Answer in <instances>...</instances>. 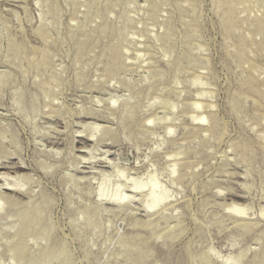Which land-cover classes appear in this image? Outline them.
<instances>
[{
    "label": "rangeland",
    "instance_id": "rangeland-1",
    "mask_svg": "<svg viewBox=\"0 0 264 264\" xmlns=\"http://www.w3.org/2000/svg\"><path fill=\"white\" fill-rule=\"evenodd\" d=\"M128 1L87 17L80 0H0V264H39L46 242L21 261L13 229L29 199L68 258L44 264H264V52L249 1L237 23L220 0ZM41 21L48 51L9 49L10 35L41 45ZM149 174L167 218L145 227L149 188L131 186ZM103 178L128 206L98 196Z\"/></svg>",
    "mask_w": 264,
    "mask_h": 264
},
{
    "label": "bare ground",
    "instance_id": "bare-ground-1",
    "mask_svg": "<svg viewBox=\"0 0 264 264\" xmlns=\"http://www.w3.org/2000/svg\"><path fill=\"white\" fill-rule=\"evenodd\" d=\"M70 3H72V5L77 6L79 0H68ZM82 5L86 8L87 12H85V16L87 17H91L92 16H96L98 14H100V11L103 9V7L106 9V13H110L111 7L113 6L112 0H80ZM147 3H151L152 1H157V0H146ZM188 2V0H185ZM196 1V0H195ZM214 3L217 4L218 0H213ZM244 1L246 0H220V4H217L218 10L221 11L224 14L225 20L229 21L230 23H234L238 21V19H240L241 15L239 12V7L241 6V4L244 3ZM249 1V5H251L249 7V9H247L248 15L247 18L248 19H252V23L250 26V29L252 30V33L254 34V36L256 37H260V47L262 49V51L264 52V0H256L255 3H252L251 0ZM118 2V1H117ZM120 2V1H119ZM118 2V3H119ZM128 2H133L132 0L128 1ZM212 2V1H211ZM124 7L128 5H130L129 3H123L120 2ZM126 4V5H125ZM135 4V3H133ZM187 5V4H186ZM196 5V4H195ZM248 6V4H246ZM147 6V5H145ZM185 7V4L183 5ZM216 6V5H214ZM160 7V6H159ZM146 8V7H145ZM75 9V7H74ZM79 9V8H78ZM148 10V9H147ZM153 10V9H152ZM151 10V11H152ZM260 11L261 13H257ZM190 11V10H187ZM217 11V10H216ZM246 11V10H245ZM184 12V11H183ZM243 12V11H242ZM145 13V12H144ZM31 14V13H30ZM58 14V10L56 8H49L48 12H47V16L51 17V18H56ZM219 14V13H218ZM221 15V14H220ZM223 16V15H222ZM244 16V15H243ZM32 17V16H31ZM176 18V17H175ZM92 19V18H91ZM95 19V18H94ZM247 19V20H248ZM176 20V19H175ZM237 20V21H236ZM112 21V20H111ZM6 22V21H5ZM108 22V21H107ZM189 22V21H188ZM194 22V20H193ZM7 24V23H6ZM244 24V23H243ZM93 24H91L92 26ZM4 26V25H3ZM90 26V25H89ZM95 26V25H94ZM9 27V26H7ZM93 27V26H92ZM109 27V26H108ZM118 27V26H117ZM4 28V27H3ZM234 28V26L232 27V29ZM241 28V27H240ZM192 29V28H191ZM36 30V31H35ZM34 31L36 32V36L41 40V45L39 46H34L31 45L28 41H26V39L24 37H20V38H15L13 39L12 35L9 36V40H10V44H9V49L11 51H18V52H24V51H28V52H32L34 53H38V52H46L48 51L49 48V41H50V37H49V28L47 23H45L44 21H41L40 25L38 26L37 29H35ZM78 30V29H77ZM5 31V30H4ZM73 31V30H72ZM107 31V29L104 28L103 32L105 33ZM114 31V30H113ZM119 31V30H118ZM76 32V31H75ZM79 32V31H78ZM77 32V33H78ZM84 32V31H83ZM191 32V31H190ZM108 33V32H107ZM110 33V32H109ZM56 34V33H55ZM54 34V35H55ZM65 34V33H64ZM67 34V33H66ZM83 34V33H82ZM247 34V33H246ZM60 35V34H59ZM230 36V35H229ZM85 37H88V35H85ZM90 38V37H89ZM96 38V36H95ZM94 38V39H95ZM120 38V37H119ZM174 39V38H173ZM38 40V39H37ZM83 40V38H82ZM80 40V41H82ZM88 40V39H86ZM70 41V39H69ZM76 41V40H75ZM78 41V40H77ZM98 41V40H97ZM238 41V40H237ZM37 42V41H36ZM71 42V41H70ZM249 42V40H248ZM106 43V42H105ZM241 44V43H240ZM259 44V43H258ZM92 45V44H91ZM100 45V44H99ZM251 45V43H250ZM80 47V46H79ZM94 47V46H93ZM98 47V46H97ZM100 47V46H99ZM236 47V46H235ZM91 48V47H90ZM252 48V47H250ZM54 49V48H53ZM77 49V48H76ZM243 49V48H242ZM56 50V49H55ZM101 50V49H100ZM248 50V49H247ZM107 51V50H106ZM105 51V52H106ZM126 51V50H125ZM78 52V51H77ZM89 52V51H88ZM97 52V51H96ZM99 52V51H98ZM48 53V52H47ZM127 53V51L125 52V54ZM30 54V53H29ZM121 54H123L122 51H118L117 56H120ZM24 55V53H23ZM28 55V54H26ZM90 56V55H89ZM25 58V56H23ZM76 57V56H75ZM92 57V56H91ZM99 57V56H98ZM250 57V56H249ZM27 58V57H26ZM42 58V57H41ZM245 58V57H244ZM39 60V59H37ZM75 60V59H74ZM89 60V59H88ZM259 60V59H258ZM255 61V59H254ZM39 64L35 59L29 58V63L28 64ZM46 63V62H45ZM49 63V62H48ZM244 63V62H243ZM30 64V65H31ZM246 64V62H245ZM252 64V63H250ZM87 65V64H86ZM247 65V64H246ZM245 67V66H244ZM247 67V66H246ZM249 67V66H248ZM99 68V67H98ZM256 68V67H255ZM255 68L251 69V70H255ZM30 69V68H29ZM37 69V68H36ZM107 69V68H106ZM105 69V70H106ZM247 69V68H246ZM88 70V69H87ZM242 71V70H241ZM78 74V73H77ZM255 74V73H254ZM253 74V75H254ZM106 75V73H105ZM258 76V75H256ZM255 76V77H256ZM263 77V76H262ZM261 77V78H262ZM55 78V77H54ZM84 81V80H83ZM260 81V79H259ZM257 82V81H256ZM76 83V82H75ZM44 84V83H42ZM232 87V86H231ZM234 87V86H233ZM46 88V87H45ZM131 89V88H130ZM262 89V88H261ZM52 90V89H51ZM232 91V90H231ZM46 93V92H45ZM230 95V94H229ZM244 98V97H243ZM135 99V98H134ZM250 100V99H249ZM252 101V100H251ZM259 101V100H258ZM133 102V101H132ZM51 103V102H50ZM232 103V102H231ZM52 104V103H51ZM256 104V103H255ZM123 105V104H122ZM259 106V105H258ZM152 107V106H151ZM198 106L192 105V110H196ZM260 107V106H259ZM209 108V107H208ZM212 110V109H211ZM34 112V111H33ZM59 112V111H58ZM210 112V111H209ZM263 112V111H262ZM108 113V112H107ZM122 113V112H121ZM235 113V112H234ZM254 114V113H253ZM256 115V114H255ZM122 116V115H121ZM120 116V117H121ZM134 118V117H133ZM146 119V118H145ZM195 119V115H191L190 116V121L194 122ZM147 120V119H146ZM262 122V121H261ZM121 124V123H120ZM95 126V125H94ZM91 126L90 127V135H89V140L92 139L96 132H97V128ZM146 132V131H145ZM3 136V135H2ZM84 136V135H83ZM82 136V137H83ZM114 136V135H113ZM124 136V135H123ZM128 138V137H127ZM200 138V137H199ZM1 139V138H0ZM114 139V138H112ZM110 139V140H112ZM91 141V140H90ZM11 143V142H10ZM184 143H182L183 145ZM185 145V144H184ZM187 145V144H186ZM177 148V147H176ZM175 148V149H176ZM180 148V147H179ZM188 149V148H187ZM5 150V149H4ZM180 150V149H179ZM181 150H184V148H182ZM175 151V150H174ZM173 151V152H174ZM178 151V150H177ZM182 152V151H180ZM189 153V152H188ZM179 154L181 153H176L174 155H172L171 157L173 158H178ZM161 159V158H160ZM174 164H172L173 166ZM39 168V167H38ZM41 168V167H40ZM248 168V167H247ZM202 169V168H201ZM173 167H172V171H173ZM173 176V175H172ZM72 178V177H71ZM73 179V178H72ZM114 179H112L113 181ZM116 180V179H115ZM114 180V181H115ZM200 181V180H199ZM146 184L141 183V181L139 183H136L135 185L131 186V190L133 191H142L144 190L146 187H148L149 189L147 194H146V200L144 202H148L146 204L148 205H142L144 206L143 210L145 211V213L147 214V222L143 225L145 227H150L152 226V220H153V216L158 215L159 217L162 216V218L166 219L167 214L164 215L163 213H161L160 210V206H162L163 202H165L166 200H168V197L162 196L160 198H157V195L155 193V191L158 189L156 180H155V176L153 174H149L148 175V182H146ZM111 184H113L111 182ZM196 184V183H195ZM62 186V184H61ZM99 189H98V196L103 200L106 199V201H109L110 203H112L113 205H117L119 208L120 207H126L129 205L130 200L127 201L124 199L122 193H121V189L118 187V189H115V191H113L112 189V193L109 194L107 193V188L109 187V181L107 178H103L101 184L99 185ZM195 186V185H194ZM193 186V188H194ZM112 187V186H111ZM114 187V186H113ZM6 188V187H5ZM27 188V187H26ZM7 189V188H6ZM63 189V188H62ZM255 189V188H254ZM10 191H14L16 193H21L23 191V186L20 185L18 182L13 184V188L8 189ZM75 191V190H74ZM260 193V192H259ZM11 195V194H10ZM14 195V194H13ZM19 196V195H18ZM21 197V196H20ZM20 199V198H19ZM98 199V198H97ZM185 199V198H184ZM210 199V198H209ZM26 200V199H25ZM101 201V200H100ZM150 201V202H149ZM22 202V200H21ZM190 204H188L187 206H189ZM237 205H229L226 209L227 213H229L230 215H232L237 221L240 222H244L245 220V212L244 209H242V207L238 208L236 207ZM116 208V206H114ZM22 208V207H21ZM101 208V207H100ZM114 208V209H115ZM118 208V209H119ZM211 208V207H210ZM213 208V207H212ZM112 209V210H114ZM117 209V211H118ZM189 209V208H188ZM209 209V208H208ZM1 210V209H0ZM3 210V209H2ZM122 210V209H120ZM187 210V209H186ZM111 211V210H110ZM125 211V210H124ZM198 211V210H197ZM42 212H43V208L40 206L39 203H34L31 199H29L26 203V205L23 207V209L19 210V212L17 213V218H18V224L16 223V225H12L13 229L15 231V229L17 230L19 228V226H22L23 228V233L22 236L20 237L19 243H17L18 247H21V261H25L27 259H30V257H32L34 254V252H32V250L28 247V244L30 241L34 242L35 244H42L44 242H46V246L43 247L41 249V252L39 253V258H38V262L39 264H44L47 263V261L50 260H54V259H58V258H67V254L65 252L64 247H61L59 244L58 245H51L49 243V229L48 227H46V223L45 220H43L42 217ZM113 212V211H112ZM126 212V211H125ZM176 212V211H175ZM128 213H130L128 211ZM132 213V212H131ZM133 214V213H132ZM145 214V215H146ZM261 214L263 215V212H261ZM76 215V214H75ZM198 215V214H197ZM138 216V215H137ZM82 217V216H81ZM169 217V215H168ZM68 218V217H67ZM173 218V217H172ZM189 218V217H188ZM1 219V218H0ZM11 219V218H10ZM56 219V218H54ZM77 219V217H76ZM174 219V218H173ZM177 219V218H176ZM12 220V219H11ZM78 220V219H77ZM172 220V219H171ZM170 221V220H168ZM200 221V220H199ZM209 221V220H208ZM227 221V220H226ZM230 221V220H229ZM164 222V221H163ZM178 222V221H177ZM201 222V221H200ZM172 223V222H171ZM170 223V224H171ZM190 223V222H189ZM229 223V222H228ZM1 224V223H0ZM174 224V223H172ZM231 224V223H230ZM18 225V227H17ZM139 224H135V226H138ZM199 225H201L199 223ZM232 225V224H231ZM110 226V225H109ZM202 226V225H201ZM105 227V226H104ZM189 227V225H188ZM10 228V227H7ZM199 228V227H197ZM225 228V227H224ZM12 229V228H11ZM10 229V230H11ZM12 229V230H13ZM9 230V231H10ZM141 230V229H140ZM8 230H6L7 232ZM190 231V229L188 230V232ZM12 232V231H11ZM171 232V231H170ZM187 232V233H188ZM191 233V232H190ZM164 236V235H163ZM187 236V235H186ZM197 236V235H196ZM217 236V235H216ZM215 236V237H216ZM167 237V236H166ZM65 238V237H64ZM185 238V237H184ZM183 239V238H182ZM188 239V238H186ZM172 240V239H171ZM167 241V239H166ZM182 241V240H181ZM170 242V241H169ZM184 242V241H183ZM182 242V243H183ZM4 244V243H3ZM177 244V243H176ZM175 244V245H176ZM12 245V244H11ZM174 245V244H173ZM174 245V246H175ZM182 245V244H181ZM162 246V245H161ZM23 247V248H22ZM196 247V246H195ZM182 248V247H181ZM96 249V248H95ZM179 249V248H178ZM178 249H175L174 252ZM99 250V249H98ZM180 251V250H179ZM183 251V250H182ZM13 254V253H12ZM178 254V253H177ZM175 256V254H174ZM182 256V255H181ZM185 256V255H183ZM185 258V257H184ZM195 259V258H193ZM192 259V260H193ZM12 260L14 261V259L12 258ZM182 260V259H181ZM195 262V261H194ZM230 262V261H227ZM193 263V261L191 262V264Z\"/></svg>",
    "mask_w": 264,
    "mask_h": 264
}]
</instances>
